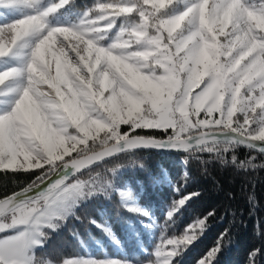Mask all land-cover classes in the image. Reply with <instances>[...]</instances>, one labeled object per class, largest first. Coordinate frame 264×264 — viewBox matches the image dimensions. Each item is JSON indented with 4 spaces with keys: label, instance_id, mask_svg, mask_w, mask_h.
<instances>
[{
    "label": "snow or ice",
    "instance_id": "snow-or-ice-1",
    "mask_svg": "<svg viewBox=\"0 0 264 264\" xmlns=\"http://www.w3.org/2000/svg\"><path fill=\"white\" fill-rule=\"evenodd\" d=\"M73 3L0 0V9H27L0 24V172L41 170L31 184L0 198V233L6 234L0 264H33L43 229H55L63 205L110 187L96 178L52 181L59 170L75 175L139 147L190 157L239 145L264 153V0H100L77 26L53 25L51 18ZM178 5L182 11H175ZM118 21L115 40L102 46ZM69 53L72 63L62 60ZM13 60L18 63H5ZM122 124L129 131L121 133ZM136 129L162 130L166 138L132 135ZM205 220L180 240L169 239L173 250L159 249V264H170L178 245L194 241L197 228L203 232ZM219 248L218 241L200 264H211Z\"/></svg>",
    "mask_w": 264,
    "mask_h": 264
},
{
    "label": "trees",
    "instance_id": "trees-1",
    "mask_svg": "<svg viewBox=\"0 0 264 264\" xmlns=\"http://www.w3.org/2000/svg\"><path fill=\"white\" fill-rule=\"evenodd\" d=\"M54 2L45 0V5ZM97 2L74 0L51 23L75 27L83 12ZM26 12L22 7L0 9V24ZM120 131H129L128 126L120 125ZM135 134L166 138L155 129H136ZM34 171L0 172V198L31 184L41 170ZM92 178L97 184L108 180L110 187L102 184V190L74 208L56 230L45 231L43 246L34 250L37 256L57 264L81 259L154 264L155 252L163 243L181 239L197 220L207 217L203 232L196 231L201 235L178 246L180 254L172 257L171 264H196L217 248L218 241L220 248L211 264H264V156L236 146L228 152L191 157L188 153L132 152L73 180ZM188 196L192 198L174 211ZM125 203L138 211H129Z\"/></svg>",
    "mask_w": 264,
    "mask_h": 264
},
{
    "label": "rangeland",
    "instance_id": "rangeland-1",
    "mask_svg": "<svg viewBox=\"0 0 264 264\" xmlns=\"http://www.w3.org/2000/svg\"><path fill=\"white\" fill-rule=\"evenodd\" d=\"M23 8V7H22ZM183 10V6L182 5H178L176 8H175V11H182ZM21 17V16H20ZM20 17H18L17 19H19ZM16 19V20H17ZM12 21H14V20H11V19H7L4 23H10V22H12ZM4 23H2V24H4ZM78 25V23H76L74 26H77ZM120 27V26H119ZM118 30H119V28H117L116 30H114V31H112V33L111 34H107L106 35V38L104 39V40H102V41H100V44L102 45V46H108V45H110L114 40H115V38H116V34H117V32H118ZM222 39V38H221ZM57 55H61L60 53H57ZM72 56H74V53H69L68 54V56H62V60H64V59H68L69 60V63H72V60H71V57ZM25 59H26V56H25ZM49 59H51V56H49ZM9 63H12V64H17L18 62L17 61H8ZM19 63H23V61H20ZM55 71H56V68H55V60H52V65H51V73H52V75H55ZM43 90H45V91H47V92H52V89H49L48 88V86L47 85H44V84H42L41 86H40ZM199 89H197V91H198ZM65 91H66V89H65ZM105 95H107V93H105ZM39 103V102H38ZM60 111H62V109L60 110ZM66 115V114H65ZM201 115H203V113L201 114ZM122 125H125V124H122ZM125 126H128V125H125ZM129 129V128H128ZM148 130H150V129H148ZM155 130H158V129H155ZM76 130L74 129V128H70L69 129V132H75ZM171 131V130H170ZM77 180H73V181H70V182H68L69 184H71V183H75ZM96 192H98V191H96ZM95 192V193H96ZM94 193V194H95ZM94 194H92V195H94ZM123 196H124V194H123ZM90 196L87 194V192H85V194L83 195V196H79V197H76V198H74V199H71V200H69V201H67L64 205H63V207L56 213V218L52 221L56 226H55V229L54 230H56L61 224H62V222L69 216V215H71V213L73 212V210H74V208H76L78 205H80L81 203H83L84 201H86L88 198H89ZM123 202H126V201H123ZM129 202V201H128ZM127 204V205H126ZM125 207H127V208H130V206H129V204L128 203H125ZM192 228V227H191ZM191 228L189 229V231L191 230ZM54 230H52V229H50V228H44L43 229V231L45 232V231H54ZM189 231H187V232H189ZM196 231H199V229L197 228L196 229ZM4 235H6L5 233H0V237H3ZM185 235V234H184ZM201 235V233H197L196 232V239L199 237ZM195 239V240H196ZM174 240H177V239H174ZM180 240V239H179ZM43 242V241H42ZM193 242V241H192ZM191 242H188L186 245H188V244H190ZM182 244H184V243H182ZM182 244H180V245H182ZM180 245H178V246H180ZM177 246V247H178ZM173 245H171V246H169L168 245V243L167 242H165V243H163L162 245H161V248L160 249H163L164 250V253L163 254H167V252H169V251H172L173 250ZM38 248V247H37ZM37 248H35V249H37ZM34 249V250H35ZM159 251V249H157L156 250V252H155V256H156V261H155V263L154 264H159V259L160 258H158L157 257V255H156V253ZM209 254V253H208ZM208 254H206L203 258H201L196 264H200V262L202 261V260H205V259H207V257H208ZM109 261H114V260H111V259H106V260H102V261H95V262H97V264H100V262H109ZM91 262H93V260H90V259H81V260H78L77 261V264H91ZM117 262H119V261H117ZM121 264H136V263H132V262H121ZM141 264H150V263H141ZM171 264V263H170Z\"/></svg>",
    "mask_w": 264,
    "mask_h": 264
},
{
    "label": "water",
    "instance_id": "water-1",
    "mask_svg": "<svg viewBox=\"0 0 264 264\" xmlns=\"http://www.w3.org/2000/svg\"><path fill=\"white\" fill-rule=\"evenodd\" d=\"M236 147H240V148H244L246 150H249V151H252L256 154H259V155H262L264 156V153L262 152H259L258 150H256L255 148L253 149H249L247 146L245 145H239V146H236ZM132 152H157V153H168V154H182V153H186L184 151H180V150H175V149H171V148H152V147H139V148H136V149H133L131 151H125V152H120L118 154H115L113 156H110V157H107L106 159H103L97 163H93L90 167H86L85 169H81V171H76L75 172V175L73 174L74 170L73 169H68L67 171H64V170H59L57 172H55L54 174H52V181H56V180H59L61 179L62 177L66 178L67 181H71L73 180L77 175L81 174V173H84L104 162H107L115 157H118L120 155H123V154H126V153H132ZM11 195V194H10Z\"/></svg>",
    "mask_w": 264,
    "mask_h": 264
},
{
    "label": "clouds",
    "instance_id": "clouds-1",
    "mask_svg": "<svg viewBox=\"0 0 264 264\" xmlns=\"http://www.w3.org/2000/svg\"><path fill=\"white\" fill-rule=\"evenodd\" d=\"M224 145L218 146V151L223 149ZM33 264H57V262L47 257L37 256L35 252L32 253ZM60 264H65V261H61Z\"/></svg>",
    "mask_w": 264,
    "mask_h": 264
}]
</instances>
